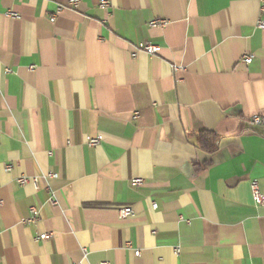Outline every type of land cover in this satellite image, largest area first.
I'll return each instance as SVG.
<instances>
[{
  "label": "crops",
  "instance_id": "0c3cea01",
  "mask_svg": "<svg viewBox=\"0 0 264 264\" xmlns=\"http://www.w3.org/2000/svg\"><path fill=\"white\" fill-rule=\"evenodd\" d=\"M70 1L0 0V264H264L261 0Z\"/></svg>",
  "mask_w": 264,
  "mask_h": 264
},
{
  "label": "built area",
  "instance_id": "2783aa9c",
  "mask_svg": "<svg viewBox=\"0 0 264 264\" xmlns=\"http://www.w3.org/2000/svg\"><path fill=\"white\" fill-rule=\"evenodd\" d=\"M79 0H71L69 3H68V7L69 8H72V7H75L77 4H78ZM262 2V11L264 10V0H261ZM99 7L104 10V11H107L109 10L112 5H111V2L109 0H101L100 3H99ZM64 7H59L58 8V13L57 14H60L62 11H63ZM57 19V15H54L51 17V21L52 22H55ZM167 24L166 21L164 20H154L152 22L149 23L150 27H165ZM258 28L259 29H262L264 30V22L263 21H260L258 23ZM161 48L158 47V46H155V45H152V44H149V43H141L137 46H135V50L134 52L132 53V57L133 58H136L140 53H145L149 56H156L159 54ZM242 62L249 65L253 62V57L251 55H245L243 56L242 58ZM173 69L175 71H178L181 69V67H177V66H173ZM251 123L253 125H261L263 123V118L261 116H258V115H255L251 118ZM99 144V140L98 139H92L89 141V145L90 146H96ZM12 169V167L10 165H7L6 166V170L7 171H10ZM56 175L54 174H50L48 175V178H55ZM38 181L39 179L37 177H34V178H29V177H20L18 180H17V183L20 185V186H26L30 183H34L35 185L38 184ZM144 183V180L143 179H140V178H137V179H133L131 181V185L132 187H140L141 185H143ZM251 188H252V193H253V198H254V202L256 205L260 206V207H264V194L261 192L260 188H259V185L257 182H252L251 184ZM154 208L156 209L157 208V205H154ZM120 215L121 217L123 218H126L130 215H132V210L127 208V209H124L120 212ZM39 219V211L38 209H36L35 207H32L31 208V218L28 219L26 221V223H29V224H32L36 221H38ZM52 233H47V234H42L38 237V240H49L52 238ZM128 248H131L132 245L131 243H128L126 245ZM178 252V250H177ZM135 255L137 257L140 256V252L139 251H135ZM103 264H107V263H103Z\"/></svg>",
  "mask_w": 264,
  "mask_h": 264
},
{
  "label": "trees",
  "instance_id": "16d2710c",
  "mask_svg": "<svg viewBox=\"0 0 264 264\" xmlns=\"http://www.w3.org/2000/svg\"><path fill=\"white\" fill-rule=\"evenodd\" d=\"M216 141L217 137L212 136L210 133H203L201 136V145L208 152L213 151Z\"/></svg>",
  "mask_w": 264,
  "mask_h": 264
}]
</instances>
